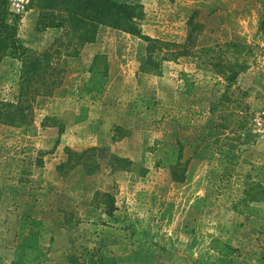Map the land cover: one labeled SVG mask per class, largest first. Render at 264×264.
Masks as SVG:
<instances>
[{"label":"rangeland","instance_id":"374dc122","mask_svg":"<svg viewBox=\"0 0 264 264\" xmlns=\"http://www.w3.org/2000/svg\"><path fill=\"white\" fill-rule=\"evenodd\" d=\"M9 1L20 37L29 47L43 52L60 37L54 30L36 32L38 11L28 9L29 0ZM118 1L143 5V34L171 43L173 52L186 43L191 11L200 12L197 21L204 32L189 47L190 55L162 60L167 51L163 47L153 54L160 69L141 73L147 43L103 27L78 59L61 60L67 71L64 83L53 97L37 99L31 124L0 123V231L10 232L4 245L10 250L25 239L18 256L25 264H198L205 254L215 252L214 235L227 243L226 230L234 234L235 245H228L238 250L237 262L258 264L260 260H244L243 254L264 249V219L234 212L224 198L207 208L204 198L215 178L218 148L241 152L262 170L264 184L259 0ZM236 43L240 46L231 47ZM96 56L100 58L93 67ZM85 57L91 61L80 62ZM235 62L246 68L236 69L239 75L233 82L229 72L214 67L233 68ZM20 70L13 59L0 64V101H16ZM94 81L102 84L100 92L91 85ZM59 125L64 127L62 135ZM180 137L200 139L198 154L191 157L193 148L187 153L191 162L183 185L174 184L169 171L157 167L161 147ZM67 148L79 154L91 148L101 152L66 169L62 178L57 167L67 162ZM112 155L133 166L114 170L109 165ZM96 161L99 171L87 175L84 165ZM106 195L114 200L113 218L105 213ZM204 261L214 264L212 259Z\"/></svg>","mask_w":264,"mask_h":264},{"label":"trees","instance_id":"16d2710c","mask_svg":"<svg viewBox=\"0 0 264 264\" xmlns=\"http://www.w3.org/2000/svg\"><path fill=\"white\" fill-rule=\"evenodd\" d=\"M262 7L258 31L264 36V0H259ZM28 9L38 11L35 30L44 33L49 30L61 32L51 46L43 52H38L20 37L18 17L10 10L9 0H0V64L6 58L18 61L21 64L19 92L15 102L0 101V123L10 126L29 125L34 120L33 106L38 98H51L55 95L63 83L67 74L61 65L63 58L78 59L83 49L96 42L101 28L106 27L125 34L132 35L147 43V60L141 66V73H149L150 70H159L160 64L153 59L155 52H160L166 47V54L162 60L178 59L190 55L189 47H194L199 35L204 32L205 26L197 21L200 12L191 11L188 21L189 31L186 43L176 46L175 52L170 50L173 45L164 43L146 36L142 32L141 22L146 14L144 6L136 2H120L118 0H29ZM240 44H231V47H239ZM179 49V50H178ZM163 51V50H162ZM100 57H95L94 64ZM103 58V56H101ZM90 72L94 71V68ZM221 72H229V80L233 82L239 75L236 69L245 70L246 67L234 63L233 68L221 67ZM234 69V70H233ZM103 78L108 76V66L105 65ZM186 78V75H183ZM185 80V79H184ZM91 85L102 90L100 82H91ZM64 133V127L59 125V135ZM200 139L191 140L180 137L175 144L164 145L160 149V161L157 167L169 171L171 181L174 184L183 185L187 182L191 157L198 154L197 144ZM113 141H118L113 137ZM190 148H193L192 156L186 158ZM67 162L57 167L60 177L67 176L70 171L82 165V160L87 161L96 158L100 148H91L82 153L66 149ZM216 166L212 170L211 181L207 185L204 206L213 208L220 198H224V205L234 212L257 220L264 219V184L262 172L255 168L253 163L244 158L241 152L226 148L217 149ZM93 165H84L86 174L95 175L100 165L96 161ZM109 165L114 169L127 171L133 163L125 158L112 155ZM117 165V166H116ZM120 165V167H118ZM105 201V213L109 218L114 217L116 207L110 195ZM214 250L221 257L229 259L238 254V250L232 246L213 241Z\"/></svg>","mask_w":264,"mask_h":264},{"label":"crops","instance_id":"0c3cea01","mask_svg":"<svg viewBox=\"0 0 264 264\" xmlns=\"http://www.w3.org/2000/svg\"><path fill=\"white\" fill-rule=\"evenodd\" d=\"M87 59H88L87 57H85L83 59H80V62L83 63L85 61L86 63H89L91 60L88 62ZM112 61H113V63H115L114 60H112ZM112 61H111V64H112ZM111 76H113V74H111ZM135 78H139L138 80H146V79L149 80V79H151V81L153 83H155V84H160V83L162 84V82H163L162 81L163 79H161L160 77H158V78H151V77H145L143 75H141L140 77H137V75H135ZM138 80L136 82H138ZM148 170H149V168H148ZM215 227H218V226L215 225ZM223 231H224L223 237L226 238L224 240L227 242L226 244H233V245H235L232 242V240H233L232 237L234 236V234L233 235L232 234L229 235V234H227V231L226 230H223ZM241 232L244 233L243 230H241ZM9 234H10L9 231H6V232H1L0 231V264H25L24 262L21 261L20 258H18V256H19V250H21L25 246L26 240L25 239L20 240V242L15 243V246L16 247H13L12 249L8 250L9 248L4 245L3 240L5 241L6 238H9L10 237ZM213 237H215L214 240H218L217 238H219L218 235H214ZM239 239L242 241V244H243V242H246V240H244L245 237H243L242 235L239 236ZM261 244H262V246H264V238L262 239V243ZM244 246H246V245L244 244ZM236 248H237V246H236ZM241 248H244V247L242 246ZM245 250L246 249H243L242 251L244 252ZM22 254H24V253H22ZM9 257L12 260V262L10 261ZM243 257H244V260H247V261L248 260H253L254 262H255L256 259H258V260H260L258 264H264V261H262L264 259V249L258 248L256 250V254H255V252L253 254H247V252H246L245 254H243ZM237 258H238V256H234V257H231L229 259H225V258L221 257L218 253L210 252L208 255L205 254V257H203L202 259H200L198 264H205L204 259H207V260L208 259H210V260L212 259V261H213L214 264H239V262H237ZM244 264H250V263H246L245 262Z\"/></svg>","mask_w":264,"mask_h":264}]
</instances>
